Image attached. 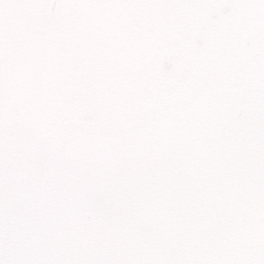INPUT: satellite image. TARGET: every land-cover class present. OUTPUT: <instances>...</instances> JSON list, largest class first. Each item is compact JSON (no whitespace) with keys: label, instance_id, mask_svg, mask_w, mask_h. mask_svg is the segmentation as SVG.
Masks as SVG:
<instances>
[{"label":"snow or ice","instance_id":"6c2138e0","mask_svg":"<svg viewBox=\"0 0 264 264\" xmlns=\"http://www.w3.org/2000/svg\"><path fill=\"white\" fill-rule=\"evenodd\" d=\"M0 264H264V0H0Z\"/></svg>","mask_w":264,"mask_h":264}]
</instances>
